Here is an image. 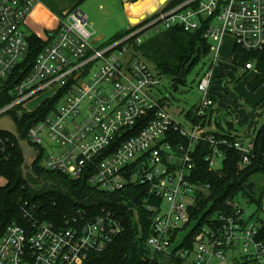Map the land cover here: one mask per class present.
I'll return each mask as SVG.
<instances>
[{
    "label": "built area",
    "instance_id": "1",
    "mask_svg": "<svg viewBox=\"0 0 264 264\" xmlns=\"http://www.w3.org/2000/svg\"><path fill=\"white\" fill-rule=\"evenodd\" d=\"M35 3L0 0V89L9 84L13 69L25 57L28 44L23 25ZM58 20L55 31L41 38L45 45L29 70L13 85L11 101L0 107V117L15 108L33 112L59 95L26 132L27 140L42 150L43 168L83 178L109 193L129 184L143 185L141 202L149 212L151 228L145 243L151 261L174 256L184 264H264V205L260 217L257 210L242 204V199L255 204L247 198L227 199L228 209L208 213L197 229L200 213H192L197 194L208 195L206 185L192 181L195 148L207 149L204 158L212 170L222 167L230 148L238 152L237 167L251 164L254 158L255 130L264 118L258 127L242 132L234 126L239 135L235 139L220 132L216 119L229 109L216 106L220 93L215 83L225 72L236 70V65L220 56L223 38L231 37L232 48L235 44L246 51L264 49V0L176 4L168 0L122 36L103 43L93 40L95 32L79 8ZM171 27L201 31L211 44L197 71L199 95L187 110L199 120L191 121L186 111L187 126L166 109L168 92L162 76L137 49L152 32ZM240 67L257 73L253 60ZM48 89L51 94L36 108L25 107ZM222 126L226 130L224 122ZM172 132L185 136L187 142L173 141ZM8 143L0 132V164L8 158ZM261 162L264 165V151ZM29 219L28 227L6 226L0 236V264H83L122 229L109 210L78 209L63 222ZM181 231L185 232L178 241Z\"/></svg>",
    "mask_w": 264,
    "mask_h": 264
},
{
    "label": "trees",
    "instance_id": "2",
    "mask_svg": "<svg viewBox=\"0 0 264 264\" xmlns=\"http://www.w3.org/2000/svg\"><path fill=\"white\" fill-rule=\"evenodd\" d=\"M181 1L183 0H169V4ZM128 29L115 33L106 42L122 36ZM26 39L28 46L24 59L13 69L9 84L0 89V107L11 101L13 85L26 74L45 45L35 34L27 35ZM210 47V42L203 38L201 31L188 32L180 27H171L152 32L137 49L158 74L170 78V87L174 90L178 84H184L186 77L198 64H202L201 67L204 65ZM229 60L233 65L239 66L249 60L254 61L257 73L246 83L250 91H256L264 84V49L246 51L234 44ZM229 75L230 80L234 81V74ZM58 96L44 101L33 112H20L17 108L9 112L15 122L19 139L27 140L29 125L37 117L45 115L54 106ZM232 114L231 110H226L217 117L216 123L220 132L223 131L230 135L229 138L235 139L239 135L235 133L233 123L226 119ZM185 115L193 122L199 120L191 115L190 111ZM222 122L225 123L226 130ZM230 130L234 133H228ZM1 134L9 140V154L0 164V178L5 180L0 186V236L10 223L28 227L30 216L38 220L63 222L65 216L78 209L91 213L109 210L119 218L122 229L106 248L91 252L83 264H184L174 256L152 261L148 257L145 242L151 228L149 212L141 202L143 185L129 184L110 193L98 190L83 178L72 179L61 172L43 168L41 148L28 140L34 156L22 167L23 151L17 139L7 133ZM255 134L254 158L251 164L242 168L236 165L238 152L233 148L228 149L222 167L217 170L208 167L204 158L207 152L205 147L195 148L193 151L195 167L192 181L206 185L208 190L207 197H203L201 193L197 194L198 204L192 212L194 216L200 213L196 229L205 221L208 213L227 210L225 200L239 195L261 208L264 197V165L261 162V154L264 151V121L255 130ZM172 139L177 143L187 142L185 136L178 132H172ZM249 182H254L253 192H249L245 187ZM206 204H209L208 210H204ZM189 235L186 238H190Z\"/></svg>",
    "mask_w": 264,
    "mask_h": 264
},
{
    "label": "rangeland",
    "instance_id": "3",
    "mask_svg": "<svg viewBox=\"0 0 264 264\" xmlns=\"http://www.w3.org/2000/svg\"><path fill=\"white\" fill-rule=\"evenodd\" d=\"M126 29V27L124 28ZM24 30V29H23ZM103 39L109 38L114 35L118 30H104ZM124 31V30H123ZM26 33V32H25ZM232 49V39L230 36L223 38V43L220 48V56L229 62V55ZM202 64H198L193 71L186 77L184 84H178L176 89L170 87V78L162 76V84L166 87L167 92L171 91L168 98L164 100V105L168 112L178 121H181L185 126L189 123L184 119V113L194 104L198 97V90L196 86V81L199 77V70ZM234 70V81H231L228 72L225 75L220 76L219 81L215 83L218 87L220 95H217L216 106L220 110L227 107L231 112L232 116H228L226 119L231 121L237 129L242 132L245 130L252 129L254 126L258 127L264 118V84L260 86L256 91H250L246 83L252 75V73L247 72L243 74V69L240 66H235ZM199 71L198 73H196ZM50 89L42 92L38 97L29 101L25 104L28 109L36 108L51 92ZM227 92V93H225ZM221 105H220V104ZM237 115V116H236ZM225 124V123H224ZM48 146V144H47ZM5 183L3 178H0V186ZM260 188V183L257 184ZM242 204L247 207L250 211H258L260 217H263L261 209H259L255 204L246 203L244 199ZM262 205H264V197L262 198ZM261 205V206H262ZM256 207L258 209H256ZM185 231L179 233V240L183 236Z\"/></svg>",
    "mask_w": 264,
    "mask_h": 264
},
{
    "label": "crops",
    "instance_id": "4",
    "mask_svg": "<svg viewBox=\"0 0 264 264\" xmlns=\"http://www.w3.org/2000/svg\"><path fill=\"white\" fill-rule=\"evenodd\" d=\"M168 0H36L23 25L27 35L43 38L55 31L59 17L74 7L86 14L87 22L94 30L93 40L103 43L104 30L121 32L139 23ZM126 27V29H124ZM116 32V33H117ZM115 34V33H114Z\"/></svg>",
    "mask_w": 264,
    "mask_h": 264
},
{
    "label": "water",
    "instance_id": "5",
    "mask_svg": "<svg viewBox=\"0 0 264 264\" xmlns=\"http://www.w3.org/2000/svg\"><path fill=\"white\" fill-rule=\"evenodd\" d=\"M170 94H171V91L167 93V95H170ZM0 132L10 134L17 139L18 144L20 145L23 151L24 162L22 164V167H24V163H27L33 159V156H34L33 150L31 149L27 140L19 139L18 133L15 128V122L11 118L10 115L4 114L0 117ZM253 186H254V182H249L245 185L246 189L249 192H253Z\"/></svg>",
    "mask_w": 264,
    "mask_h": 264
}]
</instances>
